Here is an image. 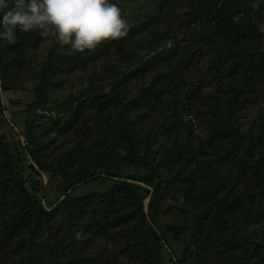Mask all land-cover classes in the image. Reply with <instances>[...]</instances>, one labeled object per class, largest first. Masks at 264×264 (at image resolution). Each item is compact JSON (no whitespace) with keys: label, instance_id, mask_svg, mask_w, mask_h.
I'll return each instance as SVG.
<instances>
[{"label":"trees","instance_id":"obj_1","mask_svg":"<svg viewBox=\"0 0 264 264\" xmlns=\"http://www.w3.org/2000/svg\"><path fill=\"white\" fill-rule=\"evenodd\" d=\"M111 2L127 33L93 49H68L54 29L42 58V30L18 31V49L0 39L1 97L23 67L38 80L23 141L0 101V129L10 126L13 138L0 133V264H264V133L237 123L253 87L264 81V51L250 49L262 35L264 1ZM192 52L205 64L202 74L185 77ZM74 70L88 83L80 97L65 95L64 104L57 93L55 106L39 103L42 92L66 83ZM141 78L144 84L125 87ZM108 87L112 92L105 94ZM129 104L150 115L160 112L161 120L141 130ZM94 105H111L113 118L91 132L79 113ZM39 109H53L58 118H42ZM182 123L185 134L175 131ZM103 136L112 140L110 168L96 149ZM164 139L170 147L155 163L147 160ZM116 148L126 155L118 156ZM119 164L145 173L119 174ZM53 178L62 199H49ZM98 180L110 187L76 195ZM169 191L182 200L166 206ZM176 216L180 224L191 218L187 243L177 241L181 225L164 222ZM253 226L259 236L248 239L246 228Z\"/></svg>","mask_w":264,"mask_h":264},{"label":"rangeland","instance_id":"obj_2","mask_svg":"<svg viewBox=\"0 0 264 264\" xmlns=\"http://www.w3.org/2000/svg\"><path fill=\"white\" fill-rule=\"evenodd\" d=\"M264 0H260V4L263 3ZM261 26V33L262 35L259 36L258 40L255 42V44H253L250 49H254V50H259L261 52L264 51V20L259 23ZM52 29V28H49ZM17 35V33H16ZM18 36V35H17ZM50 36H52V31H49L48 33H46L45 36H42V41L43 44L39 47L40 52H41V58L44 57L46 55V51L43 49V46H48L49 41H50ZM3 40V43H1L3 46H5L6 44H9L10 46L12 45L14 48L18 49L19 44L21 46V43H19L17 40H15V42L9 43L7 40ZM65 45V44H64ZM65 46H69V45H65ZM70 50H72V48L69 46ZM189 58L188 61V67L189 70H187L185 72V77L188 75L191 76H198L199 74H202L201 71V67L202 64L205 63H200L199 62V58L197 56V54L195 52L189 53ZM209 64V62H207ZM99 70V69H98ZM21 73L16 74L13 78V80H9L10 86L11 88L8 89L6 91V93H4L1 97L0 95V101H2L3 106H5L6 111L3 112V115L6 118H9V122L10 125L15 127V129L17 130L18 135L21 136V140L24 134V130H25V119H26V112L28 110L29 104H31L33 102V90L34 88V84L35 82H37V77L33 74H30V72L26 71V68H22L21 69ZM184 74V73H183ZM80 75V74H79ZM184 76V75H183ZM144 81L142 78L139 79L136 82H127L125 87H135V86H139L141 84H144ZM64 82V84L57 82V83H53L50 88L46 89L45 93L43 94V92L40 94L42 95L40 102L41 104H44V106L46 107H53L56 105V101L54 100V98L56 96H58L57 93L61 94V99L64 102L66 100L67 97H64L65 95H70V96H78L79 92L81 96V93H83V87H86L88 85V83L86 84L85 81L82 80L81 77L77 76V71L74 70L73 71V76L70 77V79H66ZM236 80H231V82H229L230 84L235 83ZM16 86H13L12 84H15ZM256 86H254L253 88L256 90V93H254V95H250L248 97V108L246 110H244L242 112L241 115L238 114V121L237 123L239 124V126L245 130L251 126L254 127H258L261 128L259 130H261L264 133V81L260 84H255ZM14 87V88H13ZM122 88L119 90V93L123 96L126 94V89L121 86ZM158 87V85H157ZM175 86H171L170 88H173ZM206 90V89H205ZM149 91H153L155 93H159L158 89L155 88H150ZM170 91V89H169ZM105 94H108L110 92H112V89L110 87L105 89ZM102 93V92H101ZM100 93V94H101ZM151 94V93H150ZM249 95V94H248ZM133 96V95H132ZM247 97V96H245ZM150 99L152 100L151 103H154L153 97L152 95H150ZM113 101H115L114 96L112 98ZM65 104V102H64ZM91 104V103H89ZM129 114H135V115H139V120L137 121V125L139 126V128L141 130H149L152 125L154 123H157L158 120H161V116L158 115H150L149 111L150 110H146L142 108L141 105L139 104H129ZM125 110V109H124ZM142 110V111H141ZM121 112H123L121 110ZM39 114H43L44 117L42 118H46V117H51L53 119H57L58 115H56V111H54L53 109L50 110H46V111H42L39 109ZM81 119H85L87 121V126L89 128V130L92 132L94 129H98L100 127L103 126H108L110 124H112V108L111 105H109L108 107H105L102 110H99L97 105L94 106H88V108L84 107V109L81 111V113H79ZM98 115H103L104 118L102 121L96 122V117ZM134 115V116H135ZM261 115V116H260ZM133 116V117H134ZM184 115H182L183 117ZM126 117H128V115H126ZM181 116L178 117V119H182ZM129 118V117H128ZM132 118V117H131ZM110 119V120H108ZM186 119H183V121H185ZM39 122V121H37ZM168 124V122L166 121L165 125ZM67 126V125H66ZM64 126V127H66ZM69 126V125H68ZM181 129V133L185 134L186 130L185 127L182 124H179L176 128L175 131L177 133H180ZM0 133L4 134L9 140H12V134L10 131V126H8L7 124H3V126L0 129ZM163 134H166L165 132H162ZM51 137H54V134L50 135ZM165 136H163L162 138H164ZM59 138V137H58ZM89 138H91V140H94V134L90 133L89 134ZM103 139L98 143V145L96 146V149L98 152H102L100 154L101 156V160L103 159L104 161H102L103 165H105V167L110 168L112 166V162H108L110 161V153L109 151L112 150L111 148V142L112 140L108 137V136H103ZM90 140V141H91ZM23 141V140H22ZM60 141V138L58 139V142ZM169 141L164 139L161 142H159V144H157L156 149H153V156L151 157L150 154L152 152V150L150 149L149 151V155L146 156L147 160H153L152 163H155L157 161V159H159V153H161L162 150L167 149L170 147L171 144L168 143ZM178 144L180 142H177ZM144 142L143 143H139V149L141 150L142 147L144 146ZM175 145H177L175 143ZM116 150L118 151V156H125V152L123 150H121L120 148H116ZM190 153H193L194 150H190L188 151ZM56 152L53 153V155H55ZM15 165H17V168H21V164H18L15 162ZM119 168H116L115 172H118L119 174L122 175H133L136 173H145V169H141L139 166H131V167H123V165L118 166ZM44 181L46 183V177H44ZM131 181V180H128ZM132 182V181H131ZM58 184L55 182V178L52 179V181L50 180V185H49V191H48V196L49 199L51 200H56L58 197L59 199H62L61 193L57 192V188H58ZM110 187V182L108 180L102 181V180H98L97 182L91 183L87 186H84L83 188L79 189V192L76 193V195H88V194H92L95 191L96 192H103L105 191L107 188ZM177 193H173L172 191H169L167 194V198L165 200V205L168 206L169 204H175L176 202H180L182 200V194H178ZM98 200V199H97ZM98 203L100 202V200L97 201ZM191 218L187 217L184 221V223L180 224L181 222V217H177L176 218H169L167 220H164V222L168 224H175L176 226L181 225V231L178 235V239L177 241L184 244L187 243L190 240V236H191V232L188 228L189 226V221ZM247 231V235H248V239H256L259 235H258V229L256 227H247L246 228ZM43 232V238L47 239L50 230L47 227H44V229L42 230ZM176 246V244H175ZM85 249L83 247H81L78 250V255H81L82 252Z\"/></svg>","mask_w":264,"mask_h":264},{"label":"clouds","instance_id":"obj_3","mask_svg":"<svg viewBox=\"0 0 264 264\" xmlns=\"http://www.w3.org/2000/svg\"><path fill=\"white\" fill-rule=\"evenodd\" d=\"M49 28L60 43L84 51L124 37L128 25L111 0H0V39L12 43L18 31Z\"/></svg>","mask_w":264,"mask_h":264}]
</instances>
